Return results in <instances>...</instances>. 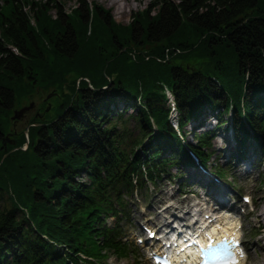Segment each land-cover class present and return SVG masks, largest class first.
Instances as JSON below:
<instances>
[{"label":"trees","instance_id":"trees-1","mask_svg":"<svg viewBox=\"0 0 264 264\" xmlns=\"http://www.w3.org/2000/svg\"><path fill=\"white\" fill-rule=\"evenodd\" d=\"M3 1L0 158L16 149L0 164L8 203L0 264H101L104 250L136 256L122 240L126 196L174 176L170 168L191 164V153L208 161L218 131H231L237 151L253 141L264 153V0H150L128 24L87 0H76L72 16L56 1L55 15L50 0H22L25 10ZM73 72L79 86L69 85ZM29 86L61 93L56 110L29 120L23 150L4 144L3 123ZM210 114L212 128L196 133Z\"/></svg>","mask_w":264,"mask_h":264},{"label":"rangeland","instance_id":"rangeland-1","mask_svg":"<svg viewBox=\"0 0 264 264\" xmlns=\"http://www.w3.org/2000/svg\"><path fill=\"white\" fill-rule=\"evenodd\" d=\"M54 1L58 2L64 13L70 16L73 15L72 9L78 4L76 0H50L51 4L49 3V9L50 13L53 15H55V10L51 5ZM92 2L109 10L116 22L128 24L132 19V14L136 11L145 9L149 5L150 0H87L89 6ZM18 3L21 4L22 10L28 9L27 6L23 4V1H18ZM7 10V4L3 0H0V15L5 16ZM153 10L155 11V8ZM151 13H153V11ZM31 24H35L34 19L31 20ZM84 79L88 81V78L84 77ZM72 81L78 86L82 82L81 78L77 76L75 72L69 77V85H71ZM105 87L106 86H103L102 88ZM29 88L30 89L25 95L19 97L14 110L28 105L30 101L34 102V110L28 112L25 117H21L20 122L11 118L13 115L12 110L8 114L5 123H3V128H5V134L3 136L4 144L13 146L19 142L21 143L19 148L23 150L27 148L28 142L33 136L32 128H34V126L32 127V122L29 120L34 116L35 109L45 111L49 103V109L55 105L54 108L56 110L57 101L56 98L53 97H57V95L61 93L57 87L49 88L48 90L37 86H29ZM67 90L68 87H65L64 91ZM52 92L56 94L44 100L45 96ZM168 95L171 97L170 94ZM123 107L128 108L129 106L119 103L117 109L122 110ZM205 120V126L203 128H196L194 130L196 133L203 131L204 128H210L215 122V118L212 114L207 115ZM1 121H4L2 116H0V122ZM40 121L34 124L39 125L41 123ZM135 125L134 120L128 121V126L130 128L135 129ZM184 130L188 139L191 140L192 132L188 124L184 127ZM11 140H14V143H11ZM236 142L234 138L230 137L229 130L225 132L218 131L212 138L211 151L213 154L211 155V159L203 164L214 167L215 163L221 164L227 162L229 160L228 155L231 157L229 165H232V176H220L221 180L218 183V186L222 185L225 188L221 198L232 210L241 213L244 242L246 243L248 251V261L246 264H262L264 260V153L258 149L253 141L250 144L246 142L244 146L237 151L239 146ZM15 149H10L8 152L4 153L0 158V164L5 157ZM248 152H254L257 156L256 157L254 154L252 155L254 162L251 163L248 168H244L241 161H234L236 162L235 164L232 163L234 158H237L234 160H238L241 157V160L243 159V161L246 162L244 155ZM21 158H23V155L20 154V159ZM200 168L198 162L195 160L191 164L173 166L171 167L170 173L175 174L174 176H163L157 183L148 184L149 186L145 191L142 190L141 193H134L132 196H126L129 215L128 219L125 218L120 222L123 228L124 238H127L131 243L133 241L136 242L133 235L136 232L142 231L141 223L147 222L158 226L160 223L168 222L171 218L178 219V216L183 215L185 211H191V206L202 209V212L206 211L210 206H213V202H211L212 197L210 196L211 193H208L207 190H211L216 181H209L210 178L207 177L209 176L207 172ZM181 183H185V187H179ZM241 194H246L250 197L249 203L244 204L243 208ZM167 201L170 202L171 206L164 212L162 206ZM215 201H217V199ZM5 204L8 203H6L4 199H0V209L3 208ZM186 217L188 218L189 215ZM183 221L185 222V220ZM116 223L117 221H115L113 217L109 216L106 218L107 225L114 226ZM136 245L138 247V251L134 250L136 256H129L125 259L119 258L111 251L104 250L103 253L105 257L100 259L101 264H150L149 258L143 251V245L141 243H136Z\"/></svg>","mask_w":264,"mask_h":264},{"label":"bare ground","instance_id":"bare-ground-1","mask_svg":"<svg viewBox=\"0 0 264 264\" xmlns=\"http://www.w3.org/2000/svg\"><path fill=\"white\" fill-rule=\"evenodd\" d=\"M253 162H254V161H253V156H252V155H249V156L246 158V162H242V165H244V166H243L244 168H248V166H249L251 163H253ZM200 169L203 170V171H206V172H207V174L209 175V176H207V177L210 178L209 181H211V180H212V181L215 180L214 178L210 177V176L212 175V173L209 172V171H207V169H209V166H208V167H201ZM169 199H171V198H169ZM165 203H166V202H165ZM165 203H164V204H165ZM219 204H220V205H223L224 207H229V205H226L224 202H220ZM169 208H170V206H164V207H162V210L165 212V211H167ZM188 214H189V212H188V211H185V212L183 213V215H182L183 219H184ZM261 214H262V213H261ZM220 219H221L222 221H223V220H226V219H227V216H220ZM229 221H230V219H227V223H230ZM170 224H171V225H174L173 222H170ZM230 224H231V226L228 227V228H226V229H228V230H233V229L235 228V226H236V222H235V223H230ZM162 225H163V224H162ZM147 226L150 227L149 225H147ZM156 243H159V240H158V239H156ZM240 264H244L243 261H241Z\"/></svg>","mask_w":264,"mask_h":264},{"label":"water","instance_id":"water-1","mask_svg":"<svg viewBox=\"0 0 264 264\" xmlns=\"http://www.w3.org/2000/svg\"><path fill=\"white\" fill-rule=\"evenodd\" d=\"M54 94H56V93H55V92L48 93V94L45 96L44 100H47L48 98H50V97L53 96ZM33 105H34V102H33V101H30L28 105H25V106H22V107L19 108V109H15V110H13V115H12L11 118H12V119H19V118H21V117L23 116V114H24L27 110H29V109H31V108L33 107ZM49 106H50V104L48 103V105H47L46 108H45L46 111L49 109ZM40 116H42V114H40ZM10 142H11V143H14V140H11Z\"/></svg>","mask_w":264,"mask_h":264},{"label":"flooded vegetation","instance_id":"flooded-vegetation-1","mask_svg":"<svg viewBox=\"0 0 264 264\" xmlns=\"http://www.w3.org/2000/svg\"><path fill=\"white\" fill-rule=\"evenodd\" d=\"M34 108H35V107H32V109L26 111L22 117H25V115H26L28 112L33 111ZM42 113H43V112H42L41 110H39V109H35V113H34L33 115H34V116H37V115L40 116V114H42ZM43 117H44V113H43L42 116H40L39 118L42 119ZM18 122H20V119H18ZM14 124H16V123H14Z\"/></svg>","mask_w":264,"mask_h":264}]
</instances>
